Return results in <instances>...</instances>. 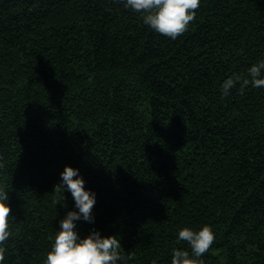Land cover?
<instances>
[{
	"label": "trees",
	"instance_id": "trees-1",
	"mask_svg": "<svg viewBox=\"0 0 264 264\" xmlns=\"http://www.w3.org/2000/svg\"><path fill=\"white\" fill-rule=\"evenodd\" d=\"M261 60L264 0H200L175 40L122 0H0V264H44L78 211L65 166L96 198L75 231L116 236L117 264H171L204 225V264H264V87L221 91Z\"/></svg>",
	"mask_w": 264,
	"mask_h": 264
},
{
	"label": "clouds",
	"instance_id": "clouds-1",
	"mask_svg": "<svg viewBox=\"0 0 264 264\" xmlns=\"http://www.w3.org/2000/svg\"><path fill=\"white\" fill-rule=\"evenodd\" d=\"M124 7L142 14L143 23L157 33L173 40L184 34L196 19L200 0H122ZM264 60L253 64L248 69V77L233 74L221 85L224 96L229 90L240 84L239 91L250 84L254 88L264 87ZM4 165L0 163V168ZM61 183L54 186L59 193L67 190L71 193L78 211H69L60 221V228L55 234L51 250L47 253L44 264H117L123 259L121 245L116 236L101 237L97 231L81 238L75 231V221L94 222L92 210L96 203L95 193L85 189V181L79 176V170L65 166ZM65 199L64 195L61 198ZM8 195L0 186V262L5 260L6 248L3 246L11 236L9 218L11 207L7 203ZM178 238L189 245V250L174 248L171 264H204L202 257L215 242V233L208 225L199 230L184 227L179 230Z\"/></svg>",
	"mask_w": 264,
	"mask_h": 264
}]
</instances>
